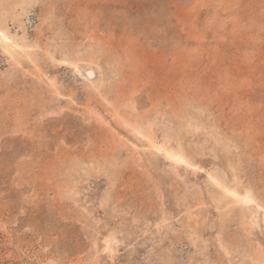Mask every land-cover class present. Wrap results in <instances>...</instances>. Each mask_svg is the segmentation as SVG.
Returning <instances> with one entry per match:
<instances>
[{
	"label": "rangeland",
	"instance_id": "obj_1",
	"mask_svg": "<svg viewBox=\"0 0 264 264\" xmlns=\"http://www.w3.org/2000/svg\"><path fill=\"white\" fill-rule=\"evenodd\" d=\"M2 31L0 264H264V0H0Z\"/></svg>",
	"mask_w": 264,
	"mask_h": 264
},
{
	"label": "bare ground",
	"instance_id": "obj_2",
	"mask_svg": "<svg viewBox=\"0 0 264 264\" xmlns=\"http://www.w3.org/2000/svg\"><path fill=\"white\" fill-rule=\"evenodd\" d=\"M2 20H4V19H2ZM3 27V26H2ZM6 32V31H5ZM7 35H8V33H7ZM1 39L0 40H2V41H7V37H6V35L3 33V31H2V33H1ZM9 37V36H8ZM12 40V39H11ZM3 43V42H2ZM7 44V43H6ZM9 45H11V43L9 42L8 43ZM8 44H7V46H8ZM3 45V44H2ZM5 46V45H4ZM14 46V45H13ZM13 46H12V48H13ZM9 47V46H8ZM16 47V46H15ZM2 48V47H1ZM10 48V47H9ZM7 49L6 51H8V50H10V49ZM11 48V49H12ZM16 50V49H15ZM31 51V50H30ZM14 55V54H13ZM17 57V56H16ZM154 149V148H153ZM163 149V148H162ZM165 152H167V151H165ZM168 153V152H167ZM169 156L171 157V159L172 160H174L175 162H177V163H181V162H184L185 160L183 159V157L181 156V155H179V154H169ZM185 162H187V161H185ZM189 163H190V161H189ZM190 165V164H189ZM216 184L217 185H221L219 182H216ZM221 187L225 190V192L226 193H229V191L227 190V188L226 187H224V186H222L221 185ZM230 193H232L233 195H234V197L235 198H237L238 200H239V202H242L243 204H247V203H252V202H254L253 201V199L250 197V194H249V196H247V195H245V196H243V197H241V196H239L236 192H230Z\"/></svg>",
	"mask_w": 264,
	"mask_h": 264
}]
</instances>
